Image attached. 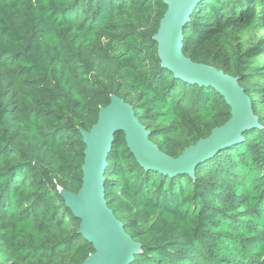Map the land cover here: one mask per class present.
Listing matches in <instances>:
<instances>
[{"label": "trees", "instance_id": "obj_1", "mask_svg": "<svg viewBox=\"0 0 264 264\" xmlns=\"http://www.w3.org/2000/svg\"><path fill=\"white\" fill-rule=\"evenodd\" d=\"M162 0H0V264H80L93 252L58 189L82 183L80 127L109 95L130 103L168 155L230 117L212 87L175 78L152 40ZM184 26L192 61L239 78L261 127L194 177L142 168L124 133L106 200L142 244L131 264H264V0H200Z\"/></svg>", "mask_w": 264, "mask_h": 264}, {"label": "water", "instance_id": "obj_2", "mask_svg": "<svg viewBox=\"0 0 264 264\" xmlns=\"http://www.w3.org/2000/svg\"><path fill=\"white\" fill-rule=\"evenodd\" d=\"M166 5L158 30L152 40L163 68L182 81L212 87L224 98L230 117L211 133L185 147L178 156L168 155L150 140L133 107L124 98L110 96V102L98 110V119L89 130L77 129L83 150L82 183L77 192L59 188L65 206L79 220L78 232L93 247L80 264H131L142 250L126 232L106 200L104 171L115 134L124 133L125 143L135 161L145 170L164 176L188 174L194 177L196 167L219 151L243 140L244 133L261 127L252 100L237 76L203 62L192 61L183 50V32L200 0H162Z\"/></svg>", "mask_w": 264, "mask_h": 264}]
</instances>
